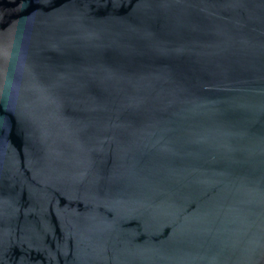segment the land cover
I'll return each instance as SVG.
<instances>
[{
  "label": "water",
  "instance_id": "95a60500",
  "mask_svg": "<svg viewBox=\"0 0 264 264\" xmlns=\"http://www.w3.org/2000/svg\"><path fill=\"white\" fill-rule=\"evenodd\" d=\"M0 264H264V0H0Z\"/></svg>",
  "mask_w": 264,
  "mask_h": 264
}]
</instances>
